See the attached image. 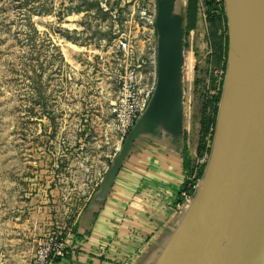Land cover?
<instances>
[{
  "label": "rangeland",
  "instance_id": "obj_1",
  "mask_svg": "<svg viewBox=\"0 0 264 264\" xmlns=\"http://www.w3.org/2000/svg\"><path fill=\"white\" fill-rule=\"evenodd\" d=\"M216 3L224 12L223 0ZM157 8L154 0H0V264H32L38 243L53 234L70 249L76 217L111 186L128 135L110 113L124 66L116 43L135 35L141 12L154 19L157 38ZM205 11L200 0L196 28L181 34L178 71L179 139L187 153L195 149L188 157L198 183L228 53L214 58ZM224 18L219 33L228 38ZM209 101L216 111L206 110Z\"/></svg>",
  "mask_w": 264,
  "mask_h": 264
},
{
  "label": "water",
  "instance_id": "obj_2",
  "mask_svg": "<svg viewBox=\"0 0 264 264\" xmlns=\"http://www.w3.org/2000/svg\"><path fill=\"white\" fill-rule=\"evenodd\" d=\"M228 28L224 81L204 175L154 264H264V0H223ZM173 0L157 1V81L128 133L118 164L141 129L181 133L179 63L186 23ZM183 15V16H184Z\"/></svg>",
  "mask_w": 264,
  "mask_h": 264
},
{
  "label": "crops",
  "instance_id": "obj_3",
  "mask_svg": "<svg viewBox=\"0 0 264 264\" xmlns=\"http://www.w3.org/2000/svg\"><path fill=\"white\" fill-rule=\"evenodd\" d=\"M186 1L173 0L172 13L185 18ZM164 122L138 132L111 186L101 187L76 217L77 237L54 264L155 263L188 208L180 193L184 141Z\"/></svg>",
  "mask_w": 264,
  "mask_h": 264
},
{
  "label": "built area",
  "instance_id": "obj_4",
  "mask_svg": "<svg viewBox=\"0 0 264 264\" xmlns=\"http://www.w3.org/2000/svg\"><path fill=\"white\" fill-rule=\"evenodd\" d=\"M153 20L141 12L134 26L135 35L129 33L116 43L124 66L118 79L117 96L110 105V113L122 138L126 137L143 114L156 87L157 38ZM197 187L198 184L194 186V191ZM181 197L187 203L191 200V196L184 192ZM37 247L32 264H54L67 255V244L61 234L50 235L38 243Z\"/></svg>",
  "mask_w": 264,
  "mask_h": 264
},
{
  "label": "trees",
  "instance_id": "obj_5",
  "mask_svg": "<svg viewBox=\"0 0 264 264\" xmlns=\"http://www.w3.org/2000/svg\"><path fill=\"white\" fill-rule=\"evenodd\" d=\"M205 5L206 17L210 22L212 28L210 29L211 36V45L213 47V56L215 59H222L226 55V51L228 49V38L224 35V32H220L222 28V24L225 21L224 12L220 10L216 5V0H203ZM186 23H185V33L188 34L190 31H193L196 28V23L198 19V13L200 8V0H187L186 1ZM221 24V26H220ZM224 27V26H223ZM220 95V93H219ZM214 102H219V98L216 97ZM212 102L209 101L206 105V110L208 112L216 111V107H211ZM203 125L202 128L208 130V126L212 119L210 118L209 113H203ZM206 151L203 145L199 146L197 149L198 157L201 158L202 153ZM182 168L185 172V180L181 186L180 193H187L189 196L194 194V186L198 183V179L201 177L200 173L194 175V170L189 161L188 153L186 148L184 147L182 153Z\"/></svg>",
  "mask_w": 264,
  "mask_h": 264
}]
</instances>
